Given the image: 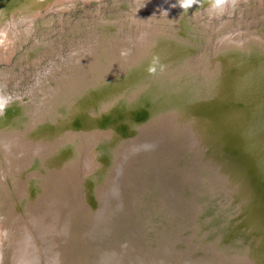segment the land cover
Listing matches in <instances>:
<instances>
[{
  "label": "bare ground",
  "instance_id": "obj_1",
  "mask_svg": "<svg viewBox=\"0 0 264 264\" xmlns=\"http://www.w3.org/2000/svg\"><path fill=\"white\" fill-rule=\"evenodd\" d=\"M69 1L74 0H15L14 3L9 6L0 5V9L5 8L7 10L5 14L9 15L0 19V41H2L0 42V59L5 61L10 60L12 53L16 51V48H18L16 40L22 39L19 38L21 37L20 34H24L23 39L27 38L31 32L29 24L34 22L37 15L41 16L44 11L45 13L51 12L49 19L45 22V25L48 27V31L46 34L41 35V39H37V43H35L36 45L34 44L35 46L33 45L31 49H29V53H39V56L36 58V62L38 60L40 61L41 58H44L46 55L52 56V54L56 55L63 53L64 50L62 49L61 39L57 40L59 39L57 38L54 40L51 36H49L52 32V28L51 25L48 24L52 23V20L55 17L53 12L60 14L58 15V17H61L60 19L58 18L60 22L63 20L62 17L64 14L61 15L62 12H59L58 6L66 7L68 6L67 2ZM85 1L89 3L94 0ZM98 1L99 3L101 2V0ZM127 1L133 11L129 13V18L127 21L125 20V22L134 23L138 26V35L136 36L137 44H134L135 42L132 41L131 38H127V40H131L130 43L136 45L135 47H137V50L135 51L137 53L134 52L133 54L132 52V55L129 54L131 52L128 51L129 49L127 50L125 48L126 44H120V46L122 45V48L119 49L118 46L117 49L119 51H115V47L113 46L114 34L112 33V30L115 28L114 22H112V19L115 17L114 16L113 18H110L111 20L109 23L102 22L104 27L101 32L102 34H97L98 37L96 39V47L90 46L85 48L86 46H83L82 50L72 48L73 51L70 54L71 63L70 60L64 62V71L61 69L62 63H60L58 67L54 68V72H52V67L50 69H45V71L48 72L46 77L49 75L48 82H50L48 86L45 85L47 88L44 87L43 83H40L41 78H38L36 82H38L39 86L37 88H30L25 94H22V96L19 94H15L12 97L9 94L5 95L11 97V100L3 110V114L0 115V172H5L4 169H1L2 166H5V168L8 169L7 172H5L8 174L10 180L9 183L7 179V187H13L14 195L16 194L17 198L14 199L13 193L9 192L10 211L7 218L5 215L7 213V208L3 206V202H0V210H5V212L0 215V221L3 222V220L7 219V226L0 228V230H3L0 241V264H2L4 259H1L4 254V250H9V247L11 246L12 253L14 255V264H37V258L39 255L38 251L40 248L38 249L36 245L37 243L33 239L28 226H24V230L21 228V233L16 238L12 235L13 229L15 224H17V227H19L20 224L22 226L25 224L23 215H27L29 212L28 207L30 206V200L32 198L35 199L37 196H39L40 199V194L42 192L40 184L41 177L35 174L43 172L46 160H50L52 154L55 152L54 151L50 155V151L52 150L50 149V145L53 147L56 143L57 145H64L67 141V148L62 150V156L60 158L62 160L67 159L71 168L72 165H74L75 160L73 158L76 156V150L79 146V142L77 141V138L73 139V137L76 136L75 131L77 130L75 129H77V127L75 128L71 125L74 117L80 116L83 109H91V113L95 114V124L109 130L103 132L93 131L90 133L93 137V141L95 142L94 147L96 148L97 146L96 149L101 150L103 153L99 161L101 160L105 162L110 160V156L112 155L111 149L115 143L119 141L120 134H126L129 132L137 133L139 128L141 131L146 129L151 132L153 129L157 132L159 128L164 129L170 125L188 126L191 123H195L197 125H204V127L212 126L215 130L224 128L225 132H229L228 128L230 123L233 125L229 115H231L233 120L238 123V126L244 125V128L246 127V124L255 125L261 121L264 122V112L262 111L264 104V42L254 37H248L244 43H241L240 41L242 40H240L237 35L230 34L224 36L220 41L218 40V43H216L215 46V50L217 49V51H220L216 57L218 59H215V62H212L213 64L210 63V66L205 64L207 60L201 64L209 67L208 69L205 68L207 70L204 71L209 72L211 75L205 74L202 76L203 80L201 82L190 83L196 80V73L192 74L191 71L193 68L200 69L199 62L205 60L203 59L204 57L201 60H195L194 64H198L199 68L194 66L192 68L190 61H187L186 59L187 57L182 56L191 50L190 47L194 46L193 42L195 43L196 41L192 40L189 35V31H193L195 29V26H191L190 24V18L195 19L197 22L201 21L203 24L209 25L205 18L208 16L218 17L217 15L210 14L209 0H201V5H193L187 10V12H184V10L179 7L177 0ZM253 1L255 0H248L247 3H252ZM257 1H260V3L264 2V0ZM172 5L176 6L172 7ZM145 10H147L146 13L149 11L152 16L144 15ZM165 11L167 12V15L164 14ZM119 17L121 18V15ZM44 18L45 17L43 16L41 21L38 20L35 21V23L39 24L40 22H43ZM168 21L175 24L172 26V28L176 29L173 34L164 30L166 29L164 24ZM121 23L123 25L124 21ZM227 23H230V21H223L219 25L222 26ZM161 25L163 27H161ZM180 26L186 28L187 32L179 31ZM212 29L216 30L214 26H212ZM61 34H59L60 38L62 37ZM184 34L185 36H183ZM53 41H59L57 43V47H55ZM121 43L125 42L122 41ZM167 44L173 46L175 50L177 49L173 56L169 51H166ZM42 61L45 60L43 59ZM218 61H220L221 64H224L223 69H220L219 71L217 70V66L221 64L219 63L217 65ZM150 68H154L155 71H149ZM8 71L9 70H7V68L1 71L0 76L6 79L7 76L5 75L10 73ZM19 76L21 75L19 74ZM164 78H166L167 81L165 91L159 89ZM251 80L255 81L249 84ZM182 82H185V85H187L184 86V94L180 93L182 88L179 85ZM256 85L258 88H256ZM232 86V91L234 92L233 95H235L238 100L236 103L238 106H235L241 108L247 107L250 109H230L231 106L227 107V105H222L217 107L215 110L217 114H220V112L223 111L221 115L225 116L224 118L212 117L213 119L210 121L207 117L202 115L199 116L198 112H202L203 114V109L209 108L208 104H204L208 98H211V102L215 108V97L216 94L219 95L220 93V90L218 89H221L222 87L229 89ZM39 90L43 95L41 100L33 98V95H37ZM134 95L137 96L136 99L140 102L133 105V101H135V99L133 101H131V99ZM180 95L183 96L182 98L180 97V100H183V105L186 108L191 107L189 105L191 102L193 103L195 109H185L184 106H181V104L178 103L172 104V107L176 109H166L169 107L168 102L176 100V98ZM127 96H129V98H127ZM125 98L126 100L123 101ZM127 100L130 102L129 107L124 106V103H126ZM162 100L163 103L161 102ZM152 106L156 109H152ZM58 107L64 108L63 115V112H59L57 110ZM149 114L151 115L148 116ZM247 116H250V118ZM145 117H147V119H144ZM143 119L147 121L155 120L157 122L153 125L150 123L145 125V123L143 124ZM181 120L182 122H180ZM62 121L63 126L61 123ZM2 123H4V125ZM57 124L58 126H56ZM107 125L117 130L114 132V135L112 133L110 134V128L107 127ZM33 127L34 130H32ZM3 130L5 131V135L1 133ZM53 132L54 134L52 135L51 133ZM150 132H148V134ZM150 136H153V134ZM191 136H193V133ZM206 136L208 137L211 135L208 133ZM194 138L198 141L197 135H195ZM228 138H230L229 133ZM203 140L204 138L202 137V141ZM145 141L146 140H143L140 137L137 142L135 140L130 143L129 140L128 143L130 144L124 146L121 152L118 153L119 156L116 165L117 170L119 169V165L121 166L124 164L128 158L131 159L128 163L129 169L127 174H125L126 176L124 177L122 184V189H124V192L126 193H124L125 196L123 197L125 199L127 196H130L127 192L136 190L135 185L137 182L147 177L146 174L149 169H146L143 165L141 166V163H137L134 158L139 156L134 157L133 155L138 147L143 148ZM37 143L41 144L44 149ZM70 149H73V151ZM96 149L91 146L88 152H86V166L89 164V159L93 156V152ZM263 149L264 148L261 149L262 151L260 154L264 157ZM55 153L58 155V151ZM40 160L43 162H40ZM97 164L95 163V166H92V168L90 167L87 171L88 175H85L88 183L87 186H89L90 197L92 198L91 200L93 203L98 200L96 197L97 194H99V191L96 189L97 183H95L94 180V174L98 172L97 170L100 167V165L98 166ZM75 167L78 166L75 165ZM233 168L234 166L230 163L217 169L220 172L222 169H225V175L223 176V179H220V184L224 189H227L226 183L224 184L225 181L231 182L232 184H236L237 182V175H228L229 171ZM13 170L17 172L15 176L13 174ZM73 176L76 181L75 172V174L70 177H62V180L67 179L65 181L66 183L58 182V184L55 182V184L57 183L55 199L52 201L49 200L48 203L53 209L52 214L56 218V223L52 227H49V219L46 220V216L40 218L42 223L40 225L41 235H39L41 241L39 242L41 248L43 247L44 249L47 264H65L63 262L64 259L69 258L70 240L71 238L73 239V237H71L68 233L70 223L69 217L72 215L74 210V197L72 195L74 188H72V181L69 179H73ZM116 180L117 179L115 178L114 181ZM131 181L133 182L131 183ZM148 181H151V178ZM240 183L242 182L240 181ZM229 189L232 190L231 187H229ZM3 192L4 187L0 181V193L3 194ZM214 192H216V189ZM117 193L119 195L120 191L117 190ZM212 193L213 191L211 194ZM43 194H45V192ZM224 194L230 193L224 192L223 195ZM46 198H48L47 195H45L43 199ZM4 199L6 201V195L4 197H0V200ZM223 202L226 203V201ZM225 203H219L220 205H223L220 209H225L224 212L229 206H231V204H229L226 207L224 205ZM19 206L21 207L20 211L18 212L16 210L14 212V207L17 209ZM237 206L241 211H243L244 206L242 207L239 204ZM241 211L238 214L240 225L244 223V219L241 220L240 218L244 216V213ZM24 212L26 213L24 214ZM124 212L125 210H122L119 215L120 219L116 218L115 221L117 224V230H120L122 234L130 232V228H126L125 231V223L126 220H129V218H126L123 221V216H125ZM95 214L97 215L98 213ZM233 214L234 213H228V216H232ZM261 216L263 215H259L258 218L250 216L249 220L253 218H264ZM48 233L51 239L45 238ZM92 233L91 226L89 225V228L86 229L85 233H83L85 236L83 237L82 235V245L85 248L88 247V252L81 250L79 253L81 255L79 260L83 262V264H89L91 253L95 250L92 245L94 241V239H91ZM117 234L118 231L116 236ZM136 236L137 240L150 238V234L145 231L144 226L138 227ZM169 236L170 235L166 233L161 239H159V242L163 241L165 238L166 240L171 239ZM14 238L16 248L13 250L12 244L14 242ZM114 238L115 237H111L109 243ZM117 239L118 238H116V242L118 241ZM107 242L108 241L106 239V243ZM134 242L135 243L132 246L131 253H129L131 258L135 254L138 255L140 253L141 256L148 253L147 249L151 245L147 244L145 245L146 247L140 248L137 245L138 243L136 241ZM156 242L159 243L158 241ZM154 244H152V247L157 245L156 243ZM106 250H110V247H104L102 251ZM6 252L8 251L6 250ZM9 252H11V250ZM134 260L135 259L128 264H141L142 259L141 261L138 259L140 261L139 263H135ZM104 263L116 264L117 262H115L114 259L113 263V258L109 257L104 258ZM244 264H249L248 259H244Z\"/></svg>",
  "mask_w": 264,
  "mask_h": 264
},
{
  "label": "water",
  "instance_id": "obj_2",
  "mask_svg": "<svg viewBox=\"0 0 264 264\" xmlns=\"http://www.w3.org/2000/svg\"><path fill=\"white\" fill-rule=\"evenodd\" d=\"M14 1L0 0V5L9 6ZM1 9L5 12L7 11L5 8ZM174 30L176 31V29ZM179 31H183L181 26ZM189 32L192 40H196L199 47L202 43L207 44L210 41L209 38L202 41L200 39L197 40L192 34L193 31ZM197 50L198 47L193 51L196 57L203 55V52L197 53ZM216 51L217 49L215 53ZM191 55L188 54L189 57ZM196 57L193 58L194 61H190V64L193 66ZM191 73H196V80L193 79L195 81L190 83L201 82L203 80L202 76L210 74L209 72H201V70L199 71L194 68ZM254 81L251 80L249 84ZM166 83V78H164L159 89L165 91ZM179 86L182 88L180 93L184 94V86L187 85H185V82H182ZM256 88H258L257 85ZM218 90H220V93L219 95L216 94L215 108L213 107L211 98H208L204 102L211 109H203L204 113L202 116L207 117L210 121L213 119L212 117H225L217 114L215 110L222 105L231 106L230 109H250L235 106L238 100L233 95V86L229 89L222 87ZM136 97L134 95L131 99V101L135 99L133 105L140 102ZM180 97L182 98L183 96L180 95L176 100L169 101V107L166 109H176L172 107L173 103L184 106L183 100L181 101ZM239 100L242 101L241 99ZM161 102L163 103V100ZM189 105L191 107L186 108L184 106L185 109H195L193 103L190 102ZM124 106L129 107L130 102L127 100ZM151 108L156 109L153 106ZM63 109L62 107H58L57 110L63 112ZM94 115L91 113V109H83L80 116L74 117L71 126L77 127L78 132H81V130L86 131L85 133H78L79 137L77 136V141L79 144L80 141L85 139L86 143L84 147L91 141L90 145L96 149L97 146L96 148L94 147L95 142L90 133L93 131L103 132L108 129L97 126ZM229 118L235 126L230 123L229 132H225L223 129L215 132V128L212 126L204 127V125L191 123L188 126L170 125L164 129L159 128L157 132L152 129L149 134V131L145 129L139 134V136L141 135L140 138L146 141L143 148L138 147L133 155L134 157L139 156L134 158L137 163H141V166L143 165V167L149 169L147 170V177L139 180L136 185L134 184L136 190L127 192L130 196H127L126 199L123 198L126 193L122 189V184L126 176L125 174H127L129 169L128 163L131 160L128 158L124 164L118 166V170L116 169V181H106L105 178L99 181L98 187L102 188L106 186L105 189L110 188V192L103 197V194H100L97 205L86 206L83 204V210L89 208L90 211L87 212V220L93 232L91 239H94L92 245L95 248L91 253L89 264H107L104 263V258L109 257L113 258V263L115 259L116 264H128L132 262L129 253H131L134 241L138 243L137 245L140 248H143L147 244L151 245L147 249L148 253L143 255L144 258L141 264H244V259H248L249 264H264V218L254 219L255 217L258 218L259 215H263L261 217H264V170L260 171L258 169L260 163L252 162L249 157V152L256 150L257 155L264 148V122L261 121L255 125L246 124L244 128V125L238 126V123L233 120L231 115H229ZM144 119H147V117ZM61 123L63 126V121ZM107 127L109 126L107 125ZM109 128L110 134L114 135V132L117 130L111 126ZM32 130H34V127ZM211 132L213 135L207 137L206 134ZM192 133L193 136H191ZM228 133L230 134V138H228ZM51 134L53 135L54 132ZM152 134L153 136H150ZM195 135H197L198 141L195 140ZM202 137L204 138L203 141ZM64 148H67V141L64 145L58 144L54 147L50 145V149H52L50 155L54 151H58V155L54 152L52 157L55 158L51 162L44 164L48 168V171H43L39 175L43 186L41 188L40 199L33 200L28 207V211L31 212L28 215H23L25 221L23 226H28L36 243L41 241L39 235H41L40 225L42 221H40V218L49 214V227H52L56 223V218L52 214L53 209L48 203L49 200H54L56 195L55 174H60L56 181L57 183H66L67 179L62 180V177L74 175L70 164L67 163V159L62 160L60 158ZM70 150L73 151V149ZM102 154L101 150L96 149L95 156L93 155L89 159L88 167L83 164V175H88V169L95 166V163L97 164ZM80 157H82L80 158L82 161L83 154ZM40 162L43 161L40 160ZM230 163L234 168L229 171L228 175H237L238 178L236 184L225 181L224 184L226 183L227 189H224L220 184V179H223L225 169H222L221 172L217 169ZM1 169H4L5 172L8 170L5 166H2ZM5 172H0V181L4 187V192L3 194L0 193V197L6 195V201L4 199L0 200V202H3V206L7 208V213L5 214L7 218L10 211L9 192H12L14 195V189L13 187H7V179L9 183L10 180L8 174ZM16 173L13 170L14 176ZM35 175L38 176V173ZM81 176V174L78 175L77 182L74 176L73 179H69L72 181L71 185L74 188L73 192L76 193L75 201L77 202L83 196L87 200L85 181L79 180ZM150 178L151 181H148ZM82 188L84 189L82 190ZM215 189L216 192H214ZM117 190L120 191L119 195ZM212 191L213 193L211 194ZM44 192L45 194H43ZM224 192L230 194L222 195ZM45 195H48V198L43 199ZM224 196L226 197L224 199L227 202L226 205H233L225 212L234 214L232 216H222L225 217L224 220H221L222 217L219 215L221 212H217V216H210L213 202H220V199ZM16 198L17 195L15 194L14 199ZM238 204L242 207L244 206L243 211L238 208ZM20 208L19 206L17 209ZM14 210H16L15 207ZM122 210H125L123 221L129 218L125 223V231L126 228H130V232L126 234H122L120 230H117V224L115 223L116 218L120 219L119 215ZM96 211L98 212L97 215L95 214ZM240 211L244 213V216L240 217L241 220L244 219V223L241 225L238 219ZM4 212L5 210H0V215ZM250 216H254V218L249 220ZM6 221L7 219L3 220V222L0 221V228L7 226ZM139 226H144L145 231L150 234L149 239H140L139 241L136 239V231H138ZM117 231L118 234L116 236ZM2 233L3 230H0V241ZM166 233L170 235L169 238L171 239L166 240L165 238L159 242V239ZM111 237L115 238L109 243ZM45 238L51 239L49 233ZM116 238H118L117 242ZM154 243L157 245L152 247ZM71 245L78 246V242L70 241ZM104 247H110V250L102 251ZM72 252H74L73 249ZM42 256L43 252L41 251L37 258V264H45V257L43 256L42 258Z\"/></svg>",
  "mask_w": 264,
  "mask_h": 264
},
{
  "label": "rangeland",
  "instance_id": "obj_3",
  "mask_svg": "<svg viewBox=\"0 0 264 264\" xmlns=\"http://www.w3.org/2000/svg\"><path fill=\"white\" fill-rule=\"evenodd\" d=\"M247 2H248V0H238V4L235 7V9H232L231 7L227 8L223 15L218 16L219 18L214 17V16H208L207 18H205V20L207 23H209V25L203 24V22H201V21H200L201 23L197 22L195 19L190 18L191 23H192L191 26H195V29L192 32V34L195 36V38L197 40L200 39L201 41L207 40L209 38L210 41L207 44L202 43L200 47L198 46L199 44H197L196 41H195V43L193 42L194 46L191 47V50H189L188 52H186L182 56L187 57L188 58L187 61L188 60L194 61L193 58L196 57V55L193 54V51L198 47L197 53H199L201 51V52H203V56L202 55L198 56L195 58V60H197V59L201 60L203 57H204L203 59H205V60H202L199 62L200 66L198 64H194V67L199 66L200 69H198V70L199 71L201 70V72L202 71L204 72V70H207L209 67L205 66V65H201V64L207 60L205 62V64L209 65L213 61L215 62V59H218L216 57L218 56V53L220 51L218 50L217 53H215L214 47L216 46V43H218V40L220 41L221 38H223L224 36L230 35V34L237 35L239 37V39L242 40V41H240L241 43H244V41H246L248 39V37L249 38L254 37V38L260 39L262 42H264V2L260 3V1H257V0L253 1L252 3H247ZM67 5L68 6H66V7L58 6L59 12H62L61 15L64 14V16L62 17L63 20L60 22L59 19L61 17H58V15H60V14L53 12V14H55V17L52 20V23L48 24V25H51V28H52V32L50 33L49 36H51V38H53L54 40H56L57 38H59L57 40L61 39L60 41L62 42V49L64 50L63 53H59L56 55L52 54V56L46 55L47 58H46V56H44V58L42 57L41 60L40 61L38 60L37 62H36V58L39 56V53H36V54L33 52L29 53V51H30L29 49H31V47L35 43H37L36 42L37 39L38 38L41 39L42 38L41 35L46 34V32L48 31V27H47V25H45V22H46V20L49 19V15L51 12L45 13V11H44L41 16L37 15L34 22H31L29 24V26L31 27V32L27 36V38L23 39L24 34H20L21 37H19V38H22V39L16 40L17 41L16 43L18 44V48H16V51L12 53L10 60L5 61L3 59H0V72L5 70L6 68H7V70H9L8 72H10L9 74L5 75V76H7L6 79L0 76V95L5 96V95L9 94L12 97L15 94H19L20 96H22V94H25L26 91H28L30 88H37L39 86L38 82H36L38 80V78H41V81L43 80L42 82L40 81V83H43L44 87L47 88L46 86H48L50 84V82H48L49 75L46 77V74L48 72L45 71V69H47V68L50 69L52 67V72H54V68L58 67V65L60 63H62L61 69H63V71H64V68H63L65 66L64 62L70 60V63H71L70 54L73 51L72 48L82 50L83 46L84 47L86 46L85 48H88L90 46L96 47V39L98 37L97 34L101 35L102 29L104 27L102 25V22H105V23L108 22L109 23V21L111 20L110 18H113L114 16L115 17L113 18L114 20L112 19V22H114L115 28L112 30V33L114 34L113 46L115 47V51L116 50H117L116 52L119 51L117 49L118 46H119L118 47L119 49L122 48V45L120 46V44H124V45L126 44L125 48L127 50L129 49L128 51L131 52V53H129L127 51L129 54L132 55V52H133V54H134V52L137 53L135 51V50H137V47H135L136 45H134V44H137V41H136L137 37L136 36L138 35V30H137L138 26L135 25L134 23L125 22V20L127 21L129 18L128 17L130 15L129 13H131L133 11L132 7L129 6L130 4L127 0H106V1L101 0L100 3L98 0H94L93 2L90 1L89 3L85 0H74V1L67 2ZM5 13H6L5 11L0 9V19L4 18L5 16H9V15H6ZM144 13H143L144 15H151L152 16V14L149 11L147 13L145 11ZM120 15H121V18L119 17ZM43 16L45 17L43 22H40L39 24L35 23V21H38V20L41 21L43 19ZM116 18H118V19H116ZM65 19H67V20H65ZM119 20H120V24H119ZM123 21H124V24L122 25L121 22H123ZM223 21H230V23H227L225 25L220 26L219 24H221V22H223ZM167 23L164 24L165 28H166L164 30L168 33L170 32L173 34V32H175V30H172V29H175V28H172V26L175 24L173 22L171 23L170 21H168ZM212 26H214V28H216V30L212 29ZM161 27H163V26L161 25ZM182 29H183V31L187 32L186 28L182 27ZM64 30H66L67 32ZM71 33H74V34H71ZM115 33H116V35H115ZM59 34H61V36H62L61 38H60ZM67 34H69V35H67ZM64 35H66V36H64ZM69 36H70V38H69ZM120 36H121V38H120ZM183 36H185V34ZM127 38H131V40L134 41L135 43L134 44L130 43L131 40L128 41ZM190 38H191V36H190ZM115 39H117V40H115ZM118 39H120V40H118ZM234 40L237 41L236 39H234ZM122 41H124L125 43H121ZM53 42H54L55 47H57V45H58L57 43L59 41H57V42L53 41ZM214 44H215V46H214ZM126 46H130V47H126ZM131 49H132V51H131ZM43 50H45V49H43ZM89 50H91V49H89ZM176 50L173 48V46H170L169 44H167L166 51H169L172 56H173V54H175ZM188 54H190V55L192 54V55L189 57ZM205 56H206V58H205ZM49 57H52V58H49ZM178 57H180V56H178ZM43 59L45 61H42ZM219 63L221 64V62L218 61L217 65ZM190 65H192V64H190ZM223 65L224 64L218 65L217 70L218 71L220 69L222 70ZM205 68H207V69H205ZM19 74L21 76H19ZM37 95H35V96L33 95V98H37L38 100H41V97H43V95L41 94L40 90L38 91ZM127 98H129V96H127ZM125 100H126V98L123 99V101H125ZM163 107H165V106H163ZM262 111L264 112V104L262 107ZM222 113H223V111L220 112V114H222ZM198 114L200 116V115H202V112H198ZM248 118H250V116ZM156 122L157 121H155V120H149V121L144 120L143 124L145 123V125H147V123H150L151 125H153ZM2 124L4 125V123H2ZM147 129H149V128H147ZM222 129L224 130V128H222ZM4 130H5V128H4ZM4 130L1 133L5 135ZM75 130H77V129H75ZM85 132H86L85 130H81V132L75 131L76 136H74L73 139L77 138V136L79 137L78 133H85ZM141 132L142 131L139 128V132H137V133H130V134L129 133H126V134L121 133L119 141L117 143H115V145L113 146L114 148L112 147V149H111L112 155L110 156V160H108L107 162L101 161V160L97 162L98 163L97 165L98 166L100 165V167L97 170L98 172L96 174H94L95 175L94 180H95V183H97L96 189L99 191V194H97V197H96L98 200H99L100 194H103L102 195V197H103V196H106L110 192V190H109L110 188L105 189L106 186L99 188L98 187L99 181L103 180L104 178L106 181H111V180L114 181L115 175H116L117 159L119 156L118 153L121 152V150L124 146H127L128 144L132 143L135 140L137 142L138 138L141 137V135L139 136V134ZM215 132H219V130H215ZM210 135L212 136L213 133L211 132ZM129 140H130V143H128ZM90 142H88L86 144L87 146L85 145V147H84L86 140L84 139L83 141H80V144L76 150L77 159L75 156L73 158L75 160V163H74V165L71 164L72 170L73 169L75 170V171L73 170V173L74 174H75V172L77 173L76 174V182L78 180L77 175H79V174L82 175L81 178H79V180L85 181V187L87 189V200L83 196V198H81L77 202V201H75L76 193H74V192L72 193V195L74 197V206H73L74 210H73L72 215L69 217L70 223H69L68 233L70 234L71 237H73V239L71 238L70 241L78 242V246H76V245L75 246L74 245L69 246V248H70L69 258L64 259L63 262L65 264H83V262H81L79 260V257L81 256L79 253L81 252V250H83L84 252H88V250H87L88 247L85 248L82 245V235H83V233L86 232V229L89 228V223L87 220V212L89 211V208H85L86 210H83V204L86 206H89V205L93 206V205H97V203H98V200L95 201V203L92 202V200H91L92 198L90 197V192H89V186H87L88 185L87 179H86L85 175L82 174L84 171L83 170L84 169L83 164L86 166V152H88L89 148H91ZM56 145H57V143H56ZM250 151H252V150H250ZM95 152H96V150L93 152V155ZM83 153H84L83 160L80 161V158H82V157H80V155ZM242 154H244V153H242ZM249 157H250V160L252 162L260 163V165L258 166V169L260 171L262 169L264 170V157L260 154V152H258L256 155V151L253 150V152H249ZM54 158L51 157L50 160H46L45 164L47 162H51ZM77 164H79V165H77ZM75 165L78 167H75ZM44 167H45V165H44ZM77 168L79 171H77ZM46 170L48 171L47 167L43 168V171H46ZM114 170H115V173H114ZM40 173L38 175H40ZM58 175H60V174L59 173L55 174L54 182H56L57 179L59 178ZM83 177H84V179H83ZM40 184H41V188H43L42 182ZM107 184H108V182H107ZM55 186L57 187V184H55ZM56 187H55V191H56ZM84 188H82V190ZM47 192H46V194H47ZM36 198L38 200L39 196H37ZM35 199L32 198L30 201L32 202ZM64 199L66 200L65 197H64ZM224 199H225V196L220 199V202H217V201L213 202V209H210L212 212L210 216H212V215H213L212 217L217 216L216 215L217 212H221L219 214L221 217L222 216H228V213L224 212L225 209H220L223 207V205H220V204L225 203V202H223ZM226 204H227V202L224 204L227 207L228 205H226ZM229 207L231 208V206H229ZM229 207L227 209H229ZM96 208H98V207H96ZM20 209H16V210L19 212ZM227 209H226V211H228ZM16 210H14V212ZM26 212H24V214ZM29 212H31V211H29ZM96 213H98V212L96 211ZM46 217H47L46 220H48L49 214ZM89 218H90V215H89ZM224 219H225V217L221 218V220H224ZM20 225H19V227H17V224H15V227L13 229L12 235H13V237L15 236V238L18 237V235H20L19 232L21 233V228L22 229L24 228V226H22V225L20 226ZM84 236H85V234L83 235V237ZM15 238H14V242L12 244L13 250H14V248H16ZM36 240L38 241L37 238H36ZM36 245H37L38 249L40 248L38 252L42 251L43 256L45 257L44 249H43V247L41 248L40 242L38 241ZM144 247H146V246H144ZM72 249L74 252H72ZM6 250L8 252H6ZM10 250H11V252H9ZM35 252H37V251H35ZM3 253L4 254L1 257V259L4 258L2 264H14L13 263L14 255L12 253V246L9 247V250L5 249ZM43 256H42V258H43ZM142 256L143 255L140 256V253L138 255L135 254L131 259L132 260L135 259L134 262L139 263L141 261V259L144 258V256L143 257ZM36 257H37V254H36ZM138 259H140V261ZM45 264H47L46 259H45Z\"/></svg>",
  "mask_w": 264,
  "mask_h": 264
},
{
  "label": "clouds",
  "instance_id": "obj_4",
  "mask_svg": "<svg viewBox=\"0 0 264 264\" xmlns=\"http://www.w3.org/2000/svg\"><path fill=\"white\" fill-rule=\"evenodd\" d=\"M179 7L187 12L193 5H201V0H177ZM238 4V0H209V11L210 14L223 15L227 8L231 7L235 9ZM176 5H172L175 7ZM167 15V12H164ZM2 42V41H0ZM149 71H155L154 68H150ZM11 97L0 95V115L3 114V110L10 102Z\"/></svg>",
  "mask_w": 264,
  "mask_h": 264
}]
</instances>
